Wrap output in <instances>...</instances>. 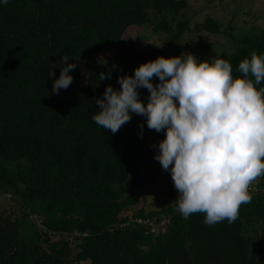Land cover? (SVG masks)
<instances>
[{
  "label": "trees",
  "instance_id": "obj_1",
  "mask_svg": "<svg viewBox=\"0 0 264 264\" xmlns=\"http://www.w3.org/2000/svg\"><path fill=\"white\" fill-rule=\"evenodd\" d=\"M186 9V0H0V264H264V176L232 224L208 226L203 213L184 219L175 201L132 210L157 132L135 114L115 134L92 120L95 100L107 85L120 89L122 72L200 54L184 39L193 31L230 38L234 49L219 58L234 78L242 60L264 54V28L236 37L210 17L191 27ZM151 34L161 43L137 46ZM67 58L77 65L73 82L54 94ZM138 91L146 105L148 90ZM157 173L167 196L178 194L160 163L148 177Z\"/></svg>",
  "mask_w": 264,
  "mask_h": 264
},
{
  "label": "clouds",
  "instance_id": "obj_2",
  "mask_svg": "<svg viewBox=\"0 0 264 264\" xmlns=\"http://www.w3.org/2000/svg\"><path fill=\"white\" fill-rule=\"evenodd\" d=\"M67 60L53 80L54 94L73 82L69 73L77 65ZM232 71L218 56L211 62L191 53L159 56L138 66L133 75L119 76L120 89L107 85L103 99L95 100L101 110L92 116L113 134L133 114L146 117L149 130H166L164 139L151 145L158 147L154 158L171 174L182 217L203 213L208 226L234 223L241 205L252 201L250 186L264 176V87L257 89L264 82V54L254 52L242 60V76L234 78ZM111 78V72L99 74L100 80ZM140 88L149 92L146 105L139 98ZM145 220L156 232L158 224Z\"/></svg>",
  "mask_w": 264,
  "mask_h": 264
},
{
  "label": "rangeland",
  "instance_id": "obj_3",
  "mask_svg": "<svg viewBox=\"0 0 264 264\" xmlns=\"http://www.w3.org/2000/svg\"><path fill=\"white\" fill-rule=\"evenodd\" d=\"M186 1L187 14L185 18L190 22L191 27L195 23L201 22L210 17L219 23L221 30L227 28V32L236 37H242L264 28V0ZM138 34L140 33L138 32ZM138 34L131 33L134 39H138ZM219 34L210 35L204 34L203 32L196 33L193 31L190 34H186L184 39L191 40V42L194 43L195 48L199 51L198 53L200 54H195L194 56L199 60H205L207 58H214L215 56L219 57L225 51L230 53L234 49L235 45L230 38ZM231 35L229 36L232 37ZM140 36H142V34ZM144 38L145 37L142 39ZM150 43L160 44L161 42L156 36H154V34H151L146 42L141 40L136 41L137 46L144 49H147ZM102 55L106 56L107 51H104ZM122 74L131 75V73L124 72H122ZM164 137L165 132H159L152 134L149 138V150L146 152V155L141 162L140 178L144 182V185L137 190L140 199L139 203L132 207V210H136L139 206L145 207L146 210H151L154 207L158 208L161 205H165L169 201H175L178 197V194L173 197L167 196L166 185L160 174L157 173L152 179L148 177L149 171L155 172L156 167L159 166V162L154 158L155 154L158 152V147L153 148L151 145L154 143L158 145L159 141L164 139ZM151 200L155 201V203H151ZM0 202H2V199H0ZM2 207L3 206L0 205V208Z\"/></svg>",
  "mask_w": 264,
  "mask_h": 264
},
{
  "label": "built area",
  "instance_id": "obj_4",
  "mask_svg": "<svg viewBox=\"0 0 264 264\" xmlns=\"http://www.w3.org/2000/svg\"><path fill=\"white\" fill-rule=\"evenodd\" d=\"M251 189H253L252 187H250V189L249 190H251ZM155 230V227H152L151 228V231H154Z\"/></svg>",
  "mask_w": 264,
  "mask_h": 264
}]
</instances>
